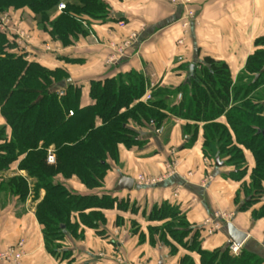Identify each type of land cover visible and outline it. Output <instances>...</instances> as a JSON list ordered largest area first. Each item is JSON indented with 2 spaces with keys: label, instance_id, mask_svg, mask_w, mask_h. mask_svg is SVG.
Returning <instances> with one entry per match:
<instances>
[{
  "label": "trees",
  "instance_id": "obj_1",
  "mask_svg": "<svg viewBox=\"0 0 264 264\" xmlns=\"http://www.w3.org/2000/svg\"><path fill=\"white\" fill-rule=\"evenodd\" d=\"M61 2L66 3V9L57 13ZM7 11L15 16L30 12L40 30L63 47L89 36L92 21L112 18L106 0H0V14ZM12 39L14 35L0 32V113L6 122L0 128V173L18 163L27 177L0 178V199L16 198L22 203L33 192L38 201L36 217L50 254L69 258L71 252L64 251L62 245L67 236L83 239L81 226L99 230L106 224L105 213L123 205L109 195L74 193L66 182L77 178L89 191L103 188L110 162L118 161L119 146H139L140 129L155 132L169 115L194 124V134L203 126L205 156L234 167L229 177L242 183V209L261 202L252 216L255 221L264 218V90L257 91L264 87V50L249 57L236 83L226 63L205 57L199 65L184 63L187 83L178 91L171 86L158 87L152 91V99L143 102L149 80L143 72L132 70L91 81L92 103L82 106V86L72 83L60 91L57 84L70 79L68 73L43 66L28 52L16 51ZM257 44L264 46V37ZM191 66H195L193 77ZM177 92L182 93V99L173 106ZM221 118L226 124L219 122ZM50 150L56 156L54 165L47 163ZM246 151L255 162L248 182L244 181L247 168L241 170ZM41 191L45 192L42 199ZM151 219L168 220L151 228L152 235L159 236L171 252L178 245L197 253L201 264H264L261 256L246 249L238 257L230 255L229 248L204 251L198 231L186 241L193 229L179 210L168 204L155 209ZM182 264L194 262L188 256Z\"/></svg>",
  "mask_w": 264,
  "mask_h": 264
},
{
  "label": "crops",
  "instance_id": "obj_2",
  "mask_svg": "<svg viewBox=\"0 0 264 264\" xmlns=\"http://www.w3.org/2000/svg\"><path fill=\"white\" fill-rule=\"evenodd\" d=\"M106 1L112 12L122 14L124 18L92 21L89 36L70 47L54 42L40 30L37 19L30 12L13 17L16 28H23L32 35L30 58L49 69L65 70L74 85L83 87L82 106L92 103L89 97L91 81L105 80L132 70L143 72L148 78L146 94H152L158 87L171 86L173 91H178L187 83L182 67L199 65L205 57L226 63L236 83L245 71L249 57L264 50V46L257 44L264 37V0H191L188 9L196 13L197 19L187 29L183 46L177 44L185 32L182 25L185 8L182 5L170 0ZM26 17L31 19V27H28ZM120 22L124 23L123 28L119 26ZM132 35L138 37L137 41L119 53L118 48ZM47 46L51 51H46ZM69 59L74 62H68ZM187 87L190 90V84ZM181 99L182 93L177 92L171 104L176 106ZM219 122L226 124V119L221 118ZM5 125L0 113V128ZM193 125L169 115L162 128L155 132L152 128L140 129V145L128 149L119 146L118 161L110 162V171L101 189L89 191L77 178L66 182L74 193L109 195L117 199V204H123L105 213L106 224L101 229L81 226L83 239L67 236L62 245L64 251L71 252L69 258L55 257L47 250L43 226L36 217V205L33 202L30 206L32 200L25 207L16 198L8 197L6 201L2 196L0 252L22 239L25 241L24 255L18 264H182L188 256L194 264H201L197 253L178 245L176 251L171 252L159 236L151 234V228L168 222L152 220L153 211L168 204L177 208L193 229L186 241L189 242L198 231L202 250L213 252L229 248L230 251L233 244L229 243L225 227L230 222L248 236L240 254L234 255L230 251V255L238 257L242 249H246L264 260V218L255 221L252 216L262 203L242 209V183L229 177L234 169L225 161L217 166V160L205 156L203 126L194 134ZM193 135L195 138L191 141ZM245 157L247 176L244 181L248 182L255 162L250 152L246 151ZM17 176L27 177L19 170L18 163L0 173L1 179ZM139 177L157 178L159 182L140 185ZM123 178L134 180L132 190L116 191ZM44 194V191L40 192V199ZM218 214L229 219L217 232L209 235L206 223L209 220L218 223ZM168 240L172 242L170 237Z\"/></svg>",
  "mask_w": 264,
  "mask_h": 264
},
{
  "label": "built area",
  "instance_id": "obj_3",
  "mask_svg": "<svg viewBox=\"0 0 264 264\" xmlns=\"http://www.w3.org/2000/svg\"><path fill=\"white\" fill-rule=\"evenodd\" d=\"M170 1L176 4H180L185 8V13H184L185 15L182 18V23H183L182 25L185 29V32H184L183 38L178 39V42H177L179 46H183L185 39H186L187 29L197 19L196 13L188 9V7L191 4V0H170ZM65 9H66L65 2H61L57 6L58 13H61ZM119 26L123 28V26L125 25L123 22H120ZM0 32L14 35V39L12 40H13V43H15L14 45H16V49H17L16 51H22V52L29 51L31 47V41H32L31 33L29 31H26L23 28L14 27L12 25L9 14L0 15ZM137 39L138 37L136 35H132L127 40H124L122 45L118 48V52L123 53L126 49L132 47L134 43L137 41ZM46 51H51L49 46L46 47ZM179 60L182 61L183 59L180 57ZM59 95L62 96L63 92H60ZM151 99H152V95L148 93L143 97L142 101L148 102ZM47 154H48L47 163L49 165H54L56 162L55 153L52 150H50ZM158 182H159V179L157 178L139 177L138 179V183L140 185L149 186V185H155ZM216 216L218 220L220 219L218 223H213L210 220L207 221L206 223L207 225H209V229L207 230L209 235H213L215 232H217L218 229L222 227L221 225L223 224V222L225 223L229 219V218L227 219V217H225L224 215H220V214ZM24 247H25V241L21 239L16 245L6 248L4 251L0 252V262H8V264L9 263H13V264L20 263L24 255V251H23ZM230 251L234 255H239L241 251V247L231 245Z\"/></svg>",
  "mask_w": 264,
  "mask_h": 264
},
{
  "label": "water",
  "instance_id": "obj_4",
  "mask_svg": "<svg viewBox=\"0 0 264 264\" xmlns=\"http://www.w3.org/2000/svg\"><path fill=\"white\" fill-rule=\"evenodd\" d=\"M112 17H115L116 19H122L124 18V15L122 14H116L114 12L111 13ZM194 70H195V66H191V77H193L194 75ZM264 72V69L263 71ZM73 81L71 79L65 80L60 82L59 84H57L58 89L60 90H64L67 88L68 85H73L72 84ZM222 163H220L219 160H217V166H221ZM134 180L129 179V178H123L120 183L119 186L117 187L116 191H121L124 189L127 190H132L134 187ZM247 201H250V199H247ZM225 227L228 229V234H229V238H230V244H234L237 247H242L245 243V241L247 240L248 236L246 233H243L241 231H239L232 223H226Z\"/></svg>",
  "mask_w": 264,
  "mask_h": 264
},
{
  "label": "rangeland",
  "instance_id": "obj_5",
  "mask_svg": "<svg viewBox=\"0 0 264 264\" xmlns=\"http://www.w3.org/2000/svg\"><path fill=\"white\" fill-rule=\"evenodd\" d=\"M3 14H9V16H10V19H11V22H12V25H13V17H15V13L13 12L12 13V11H7V12H4V13H1L0 15H3ZM26 20H27V22H28V27H31V25H32V22H31V19L30 18H27L26 17ZM22 23V22H21ZM14 27H15V25H13ZM19 27H21V24L20 25H18ZM264 90V87L263 88H260V90H257L258 92L259 91H263ZM257 92V93H258ZM163 126V125H162ZM162 126H161V128H162ZM233 167V166H232ZM233 169H234V167H233ZM244 169H246V166L245 165H243L242 166V168H241V170H244ZM33 195H32V193H30V195H28L27 196V199L25 200V202H19L20 204H22V205H24L25 207H26V205H28V202L30 201V200H32V202L30 203V206H32V203L34 202L35 203V205L37 206V203H38V201L36 200H34V197H32ZM33 198V199H32ZM8 200V199H7ZM261 203V202H260ZM138 232V231H137Z\"/></svg>",
  "mask_w": 264,
  "mask_h": 264
}]
</instances>
